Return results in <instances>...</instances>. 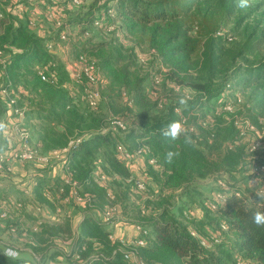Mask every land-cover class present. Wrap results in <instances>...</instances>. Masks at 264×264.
<instances>
[{
	"label": "trees",
	"instance_id": "trees-1",
	"mask_svg": "<svg viewBox=\"0 0 264 264\" xmlns=\"http://www.w3.org/2000/svg\"><path fill=\"white\" fill-rule=\"evenodd\" d=\"M1 2L0 49L4 53V58L6 55L10 56L8 60L5 59L7 65L5 70L3 72L0 70L4 79L3 87L9 91V97H15L17 104L23 98L22 94H19L20 86L39 98L37 104L34 99L29 101L31 107L38 109L44 115L42 130L45 132L40 140L44 150L66 148L72 139L81 138L80 146L70 153L69 170L74 172L84 189H90L94 194L92 201L87 205L88 209L105 213L108 208L119 203L127 222H133L148 230V235L144 238L146 245L136 249L138 259L146 264H232L231 261L236 259L233 249L237 248L245 258L251 259L256 264H264V229H257L250 224V216L256 208L255 192L260 185L253 187L249 185L246 189L235 183L230 184L228 190L213 185L212 189L224 195L225 203L218 204L216 210L211 212L208 211L209 209L206 210L200 219L187 217L192 215V205L188 208L182 205L177 213L171 205L177 199L175 198L177 192H180V196L185 194L191 196L193 191L198 190L197 186L219 179L228 172L233 174V171L227 169H236L240 164L242 166L245 163L246 169L250 168L256 172L254 175L264 179V173L260 172V168L264 166V152L253 153L250 156V152L246 151L247 154L241 153L239 162L229 164L228 160L231 162L229 157L238 152L235 141L237 132L235 128L223 131L220 125L215 126L207 136L206 142V147L211 153L218 152L217 161L211 160L199 149L200 141L196 137L198 132L191 133L186 129L191 136L190 144L184 143L183 136L176 141H170L161 135V129L171 121L183 122V116L176 113L178 109L184 114H187L189 108L192 111L201 109L220 94L222 87L236 88L234 84H238L237 87L254 86L264 92V62L255 67H247L243 73L234 67L227 70L223 84L218 87L217 93L214 92L215 95L211 93L209 84L188 82V79H184L180 72L176 71L177 68L168 67L162 85L175 83L180 88H192L199 96L201 95V102L198 105L195 101L188 102L187 109L183 111V106L170 100L164 103L163 110L155 115L154 107L142 110L140 105L144 102L143 99L148 97L144 84L148 81L154 83L156 78H160L157 75H163L162 72H156L155 67H149L147 71L144 70L145 67L132 68L130 65L118 67L113 65L110 58H98V65L97 63L94 65L104 81L101 90L102 104L113 116H119L115 120H121L126 125V131L121 133L116 126H112V120L103 113L102 107L97 112L87 106L84 100L85 86L78 89L79 85L72 83L69 73L61 67L58 57L44 49V40L30 33L26 26L10 12L5 11L4 7L7 3ZM189 8V0H118L115 11L118 20L125 23L130 21L131 28H134L139 25L168 22L179 16L178 10L187 11ZM88 12L90 13H86L84 18L81 16L76 22L85 32H88L87 30L97 20L94 11ZM171 38L179 39L182 35ZM106 44L115 45L114 53L121 51L114 42ZM106 44L92 46L88 43L83 47L80 55L89 56L88 52L96 55L99 53L97 49L103 48ZM184 46L174 49L177 52L184 51ZM206 56L209 62L213 59L211 46L208 47ZM44 65H51L50 70L54 75V78L48 82H43L37 75V69ZM209 70L210 77L213 78L216 67H210ZM66 83L77 86V91L73 88L67 89ZM3 100L8 104V99ZM116 106L122 107L123 112L121 110L119 114L120 111L116 110ZM6 110L0 96V114ZM127 116L130 117L128 120L131 122L126 121ZM201 118L203 117L199 115L197 121ZM184 125H187V122ZM58 126H63L64 131L58 130ZM118 145H122L131 153L139 148H147L145 162L149 163L153 160L157 167V170H148L157 186V193L155 192L158 194L157 197L145 202L137 211L134 210L135 208L132 209L131 214H128V208L135 206H130L133 200V181L124 183L114 181L116 190L113 192L114 199L111 200L107 196V189L93 184L91 179L90 164L101 153H103L102 159L110 166L109 171L112 175L121 174L126 179H130V172L118 158ZM169 150L179 152V156L172 163H167L164 158V154ZM247 155L249 159L246 158ZM215 225L221 231H223L222 226L228 228V231L223 232L233 235L234 246L219 247L220 251L213 252L202 245V241L207 239L202 234H207ZM193 233L196 236H193ZM110 235L111 233L104 230L102 222L86 220L81 226L79 238L74 243V253L67 256L68 264H77L74 255H79L83 264H134L125 260L127 249L122 248L120 244H114L110 240ZM91 239H96L100 248L89 254ZM0 264L16 263L4 259L0 249Z\"/></svg>",
	"mask_w": 264,
	"mask_h": 264
},
{
	"label": "rangeland",
	"instance_id": "rangeland-1",
	"mask_svg": "<svg viewBox=\"0 0 264 264\" xmlns=\"http://www.w3.org/2000/svg\"><path fill=\"white\" fill-rule=\"evenodd\" d=\"M20 1L23 4L25 0ZM117 1L92 0L90 4L86 5V0H81L79 5H74L70 0L72 10L65 14L68 16L71 28L62 32L59 31L58 39L56 38L57 30H50V38H47L43 45L46 46V49H44L47 51L48 44L46 45V43L50 42L52 52H59L60 65L66 70L75 67V65L81 66L82 63L85 66L95 63L98 65V58H110L113 65L118 67L129 65L132 68L145 67V71L149 67H155L156 72L161 71L163 74L157 75L160 76L161 82L156 84L155 81L154 83L148 81L144 84L148 97L144 98V102L140 105L142 110H149L148 108L154 107L153 113L158 115L163 110L164 103L170 100L178 103L181 96L187 98L188 102L195 101L197 105L201 102V95L199 96L192 88H180L175 83H169L167 86L162 85L165 72L169 68H177L176 71L180 72L181 77L188 79V82L209 84L211 93L215 95L218 87L223 84L227 70L234 67L240 69L243 73L247 67H255L264 62V0H249L250 6L246 9L237 7L238 0H189L190 8L187 11L178 10L179 16L170 19L168 22L139 25L134 28H131L130 21L125 23L116 18L115 6ZM89 10L94 11L97 20L87 30L88 32H85L81 28H76L77 25H73V21L74 19H81V16L84 18L87 15L86 13H90ZM185 34L186 37L184 38ZM176 35H182V38H171V36L175 37ZM63 36H65V40L61 39ZM110 42L116 43L121 51L114 53L113 48L115 45L111 44L112 46H109L110 44H106ZM88 43L92 46L106 45L103 48H98L99 53L96 55L88 52L89 56H81V50ZM183 45H185L184 51L177 52L174 49ZM210 46L213 59L209 62L206 54H208V47ZM210 67H216L213 78L210 77ZM141 74L144 75L143 72ZM234 85L236 88L227 87L223 89L222 87L220 94L201 109L192 111L189 108L187 114L181 112L180 109L176 112L178 115L183 116L184 123L187 122L185 128L189 132H198L196 137L200 141L198 144L199 149L205 155H208L211 160L216 159L217 161L219 154L218 152L211 153L209 148L206 147L207 136L211 134L216 125H220L223 131L235 128L237 132L235 141L238 152L229 157L231 160V162L228 160L229 164L239 162L241 153L247 154L249 151L251 156L253 153L264 152V92L254 86L244 88L237 87L238 84ZM84 86L79 85L78 89ZM228 106L232 107V112L225 110ZM101 107L103 113L112 120V126H115V118L119 116H113L109 113L102 101L99 108L94 111H100ZM121 108L116 106V110L120 111L119 114ZM182 109L184 111L187 107ZM199 115L203 118L197 121ZM129 116L125 117L127 122H131L128 120ZM102 154L99 156L101 160ZM246 158L249 159V155ZM138 161L133 160L128 164L138 165ZM245 165V163L242 166L240 164L236 169L228 168L227 170L233 171V174L228 172L219 179L207 181L197 186L196 189L198 190L193 191L191 196L187 194L180 196V192H177L175 195V198L177 197L176 201L171 203L174 211L177 213L182 205L187 208L192 205V215H187V217L195 219L197 217V219H200L208 209L209 212L213 211L210 206L211 203L215 202L214 197L218 194L217 190L212 189L213 185H216V187L218 185L224 190H228L229 185L235 183L246 189L249 185L252 187L260 185L261 187L259 186L257 190L264 192V179L254 175L256 172L250 170V168L246 169ZM4 171L8 170L5 168ZM134 173L140 174L143 177L141 181H144L147 185L145 192L138 193L135 188L137 179L132 180L134 188L133 200L130 206L135 205L131 208H135L134 210L137 211V209L144 206L145 202L156 198L158 194L155 193L157 186L152 181L148 170L143 173L138 168V170H134ZM258 179L260 183H251ZM111 192L113 193L112 190ZM101 215L99 219H102ZM211 229L207 234H202L204 238L207 237L204 240L209 250L217 252L220 251L219 247L234 246L233 235L223 232L228 231L227 227L226 229L222 228L223 231L217 225ZM0 238H2L1 233ZM53 247L54 250L56 249L55 251L62 250L66 253L69 251L62 244H53ZM24 248L23 246L22 249ZM233 253L236 255V259L234 258L231 261L234 264H256L251 259L241 255L237 248L233 249ZM61 264H66V262L62 260Z\"/></svg>",
	"mask_w": 264,
	"mask_h": 264
},
{
	"label": "crops",
	"instance_id": "crops-1",
	"mask_svg": "<svg viewBox=\"0 0 264 264\" xmlns=\"http://www.w3.org/2000/svg\"><path fill=\"white\" fill-rule=\"evenodd\" d=\"M5 1L7 4L4 10L10 12L13 17L26 26L30 33L43 39V43L47 38H50V30H57L56 33H58L71 28V23L65 14L72 10L70 0H25L23 4L20 0H3L1 3H5ZM91 2L92 0H86L85 4ZM17 6L23 8L22 14L15 10ZM76 22L77 19H74L73 25H77ZM43 28L45 29L43 30ZM76 28L80 27L77 25ZM58 35L59 33L56 34L57 39ZM44 47L46 49V46ZM52 54L56 55L59 60L58 51H53ZM9 58V55L5 56V59ZM65 87L77 91V86H73L72 83H66ZM19 94H22L23 98L17 107L24 110L25 117L23 119L12 115L6 101L2 98L7 110L0 114V118L8 123L9 132L6 137L0 138V144L6 145L0 154H9L10 150L16 147L18 141L12 135V127L15 124H22L31 133L32 145L40 154L48 157L49 162L47 164L15 162L10 164V171H0V233L2 234L0 249L3 258L16 264H61L62 260L68 264L67 256L74 253V243L80 236L82 224L88 219L102 222L104 230L108 233L112 232L117 239L132 241L138 238L140 236L136 228L138 225L126 221L124 210L119 203L114 207L120 225L114 229L105 223L104 212L101 215L102 212L88 209L89 203L74 201L72 182L77 183L81 195L90 197L91 201L94 194L90 189H84L74 172L69 170L70 154L63 153L65 148L43 149L40 140L45 132L42 130L44 115L38 109L31 107L29 101L34 99L37 104L39 98L22 86L19 87ZM58 130L64 131L63 126H58ZM137 163L139 164L124 163V167L130 172V179H126L121 174L112 175L109 171L110 166L97 155L90 164L92 183L94 182L93 184L100 188H110L114 192L116 190L114 181L124 183L136 179L142 180L143 177L140 174H135L134 170L139 168L143 173L150 169L157 170L156 165L151 161L149 163L138 161ZM100 173L110 176L109 183L98 182L97 175ZM155 192L157 193V190ZM131 213L132 208H128V214ZM100 215L103 221L99 219ZM90 242L89 254L100 248L96 239H91ZM53 244H62L69 251L67 253L62 250L55 251ZM23 246L24 249H22ZM86 248L88 249V246ZM5 249L14 250L19 253V256L15 259L8 258L4 255Z\"/></svg>",
	"mask_w": 264,
	"mask_h": 264
},
{
	"label": "built area",
	"instance_id": "built-area-1",
	"mask_svg": "<svg viewBox=\"0 0 264 264\" xmlns=\"http://www.w3.org/2000/svg\"><path fill=\"white\" fill-rule=\"evenodd\" d=\"M2 1V0H0ZM74 5H79L81 0H71ZM18 13L23 12V8L17 6L15 8ZM61 39L65 40V36L61 37ZM52 45H47V51L52 52ZM6 62L4 58V53L0 49V70L3 72L6 68ZM51 65H44L37 69V75L43 82H48L54 75L50 70ZM67 72L70 75L73 84L81 85L85 84V97L84 100L87 103V106L92 109L96 110L99 108L102 96H101V87L104 84V81L97 73L96 67L94 64L85 66L83 63L81 66L75 65L73 68H69ZM3 75L0 72V96L3 99H8V107L9 111L12 115L18 117L19 119H23L25 117L24 110L17 107V101L15 97H9V91L3 87ZM161 82V78H156L155 83L158 84ZM226 111L232 112V107H226ZM114 125L116 128L120 130L121 133L126 131V125L121 120H115ZM12 135L17 139L18 143L15 148L10 150L9 154L2 153L0 154V171L6 170L10 171V164L12 163H21V164H29V163H41L47 164L49 162V158L40 154V152L32 145L31 142V133L30 131L23 126L22 124H15L12 127ZM82 143L81 138H74L72 139L68 146L63 149L64 154H70L72 151L76 150L80 144ZM148 153L147 148H139L135 152L131 153L127 151L122 145L117 146V155L119 160L122 163H130L133 160H141L145 161V157ZM151 163L154 164L155 162L151 160ZM260 172H264V166L260 168ZM109 175L105 173H100L97 175V180L100 183L107 184L109 183ZM73 186V199L77 203H90L91 198L86 195H81L79 191V187L77 183H71ZM146 183L141 180H137L135 182V188L138 193L145 192L147 187ZM107 196L109 199L113 200L114 196L110 189H107ZM215 202L211 203L210 208L212 210H216L218 204L225 203L224 195L218 193L214 197ZM116 209L115 207L108 208L104 213V221L109 225L113 226L114 228L119 227V222L117 221ZM137 231L139 232L140 236L132 241H125L117 239L113 234L110 235V240L115 244H120L122 248L127 249L124 255L125 260L129 262H133L134 264H146L144 261L137 258L136 249L139 247H144L146 245L145 237L148 235V230H144L142 227L137 226ZM223 229H226V226H222ZM193 236H196L193 233ZM202 245L207 246L205 241H202ZM11 250V255H14L16 258L19 256L18 252L7 249L6 251ZM5 251V252H6ZM74 259L76 260L77 264H83L84 262L81 260L79 255H74Z\"/></svg>",
	"mask_w": 264,
	"mask_h": 264
},
{
	"label": "clouds",
	"instance_id": "clouds-1",
	"mask_svg": "<svg viewBox=\"0 0 264 264\" xmlns=\"http://www.w3.org/2000/svg\"><path fill=\"white\" fill-rule=\"evenodd\" d=\"M250 6L249 0H238L237 7L240 9H246ZM178 104L184 107L188 105V99L181 96L178 99ZM9 132V125L6 120L0 118V138L6 137ZM161 135L170 141H176L184 137V143H191V136L187 133L185 125L182 121L174 120L168 123L165 127L161 129ZM6 145L0 144V152L4 151ZM179 156V152L175 150H169L164 154L165 161L167 163H172L175 158ZM253 183H260L259 179ZM255 195L257 197L254 200V204L256 205L255 210L252 211L250 216V224L257 229H264V192L256 191ZM4 255L8 258L15 259L14 255H11V250H8L4 253Z\"/></svg>",
	"mask_w": 264,
	"mask_h": 264
}]
</instances>
